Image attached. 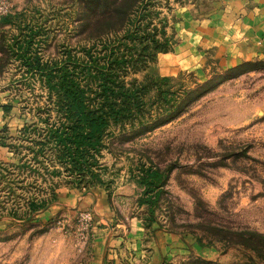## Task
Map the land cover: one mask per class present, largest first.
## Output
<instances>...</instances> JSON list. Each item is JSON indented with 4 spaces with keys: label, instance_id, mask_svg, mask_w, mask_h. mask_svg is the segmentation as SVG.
Wrapping results in <instances>:
<instances>
[{
    "label": "rangeland",
    "instance_id": "374dc122",
    "mask_svg": "<svg viewBox=\"0 0 264 264\" xmlns=\"http://www.w3.org/2000/svg\"><path fill=\"white\" fill-rule=\"evenodd\" d=\"M263 1L0 0V264H264ZM110 52L132 106L72 175L21 130L62 117L26 65Z\"/></svg>",
    "mask_w": 264,
    "mask_h": 264
},
{
    "label": "trees",
    "instance_id": "16d2710c",
    "mask_svg": "<svg viewBox=\"0 0 264 264\" xmlns=\"http://www.w3.org/2000/svg\"><path fill=\"white\" fill-rule=\"evenodd\" d=\"M152 42L154 44L155 41ZM114 50L116 49L112 51ZM162 50L160 47L151 49L148 59H153L151 51L155 54ZM103 60V67L98 61L92 60L81 71L77 63L73 64L72 69L66 67L62 71L39 61L30 60L31 63L26 65L29 70L36 71L46 79L45 85L56 96L58 112L62 117L58 123L45 127L44 130L37 127H23L21 130L23 133L31 130L38 135L41 141L36 142V146L40 147L41 152L50 148L55 162L72 175L82 177L85 173H92L108 128L112 123L122 121L123 109L132 106L131 90L125 86L121 89L110 77L120 71L123 62L126 63L124 57H115L114 52H110ZM88 92L92 93L91 96H88ZM46 123L49 124L48 121ZM158 179V172L153 170L146 171L142 178L147 189L156 184ZM245 246L260 253L252 240L245 243Z\"/></svg>",
    "mask_w": 264,
    "mask_h": 264
},
{
    "label": "crops",
    "instance_id": "0c3cea01",
    "mask_svg": "<svg viewBox=\"0 0 264 264\" xmlns=\"http://www.w3.org/2000/svg\"><path fill=\"white\" fill-rule=\"evenodd\" d=\"M227 8L229 9L228 6H227ZM255 12H256V16L254 18L252 17L250 19V24H253L254 25L253 28L255 27V29L257 30L256 33H254L255 34L254 36L255 37H259L260 36L261 40L263 41V45H264V6L261 7V8H256ZM251 27H252V25H251ZM262 41H261V43H262ZM180 49H183V48H180ZM261 49H264V48L262 47ZM180 52H181V55H180ZM180 52H179V57H181L182 54H184V52H182V51H180ZM1 122H2V114L0 113V131L3 129V127H1ZM13 129H16V128L13 127ZM13 134H16V132H13ZM1 150H3V148H1ZM1 150H0V156L3 157V156H5V154ZM71 197H78V195L77 194L74 195V193H73L71 195ZM80 197H82V196H80ZM78 200H80V198ZM99 204L101 205V209L104 212V215L108 216L109 215V213H108L109 210L106 209L105 203L103 202V196H101ZM101 221H102V218H101ZM113 262H114V264H117L116 260H112V264H113Z\"/></svg>",
    "mask_w": 264,
    "mask_h": 264
},
{
    "label": "built area",
    "instance_id": "2783aa9c",
    "mask_svg": "<svg viewBox=\"0 0 264 264\" xmlns=\"http://www.w3.org/2000/svg\"><path fill=\"white\" fill-rule=\"evenodd\" d=\"M84 220L88 223L92 221V217L89 213L85 214L84 216Z\"/></svg>",
    "mask_w": 264,
    "mask_h": 264
}]
</instances>
